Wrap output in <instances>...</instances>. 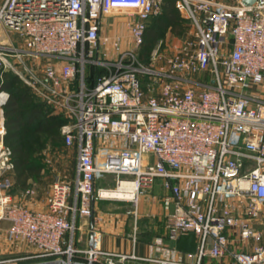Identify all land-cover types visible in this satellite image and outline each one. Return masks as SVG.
Returning <instances> with one entry per match:
<instances>
[{"label": "built area", "instance_id": "2783aa9c", "mask_svg": "<svg viewBox=\"0 0 264 264\" xmlns=\"http://www.w3.org/2000/svg\"><path fill=\"white\" fill-rule=\"evenodd\" d=\"M182 1L194 37L174 44L157 68L162 39L144 65L121 49L119 34L104 31L103 19L133 17L128 35L138 47L163 0H3L0 25L23 46L0 45V69L65 113L60 132L77 160L71 180L52 182L45 209L15 202L9 192L14 161L5 142L9 93L0 88V221L8 223L9 240L34 248L0 264L75 259V217L93 215L97 199L136 202L155 178L170 192L168 237H198L196 251L185 254L190 261L176 251L148 258L95 244L81 251L84 261L264 264L262 233L253 221L264 202V0ZM40 58L47 62L39 70ZM144 76L152 83L144 85ZM106 175L114 186L97 187Z\"/></svg>", "mask_w": 264, "mask_h": 264}, {"label": "crops", "instance_id": "0c3cea01", "mask_svg": "<svg viewBox=\"0 0 264 264\" xmlns=\"http://www.w3.org/2000/svg\"><path fill=\"white\" fill-rule=\"evenodd\" d=\"M2 2L3 0L0 5ZM6 71L8 70L0 69V88H2L1 84L3 83ZM28 87L36 97L41 99V96L39 97L32 87ZM260 93L264 97V84L260 88ZM40 101L50 108L52 114L60 115L63 119L67 120L65 113L59 110L58 107L53 104L50 105L46 100L42 101L41 99ZM61 138V144L64 145L62 135ZM46 146L57 147L49 143ZM74 151L73 171L75 175L77 160L75 148ZM52 173H54V169L41 161L40 171L35 175H31L24 184H20L17 181L18 176L14 167V170L10 174L12 187L9 189L13 200L30 209H45L47 198L51 192L52 182L57 178H61L60 175ZM47 177H50V182H48ZM43 180L48 184L43 186L41 184ZM96 186L113 187L114 180L112 175H106L98 179ZM169 194V190L163 185V180L155 178L149 186L143 187V192L139 194L136 202L110 198L93 201V215H77L75 217L72 244L74 248L80 250L76 256V260L84 261L85 257L81 251H86L95 244V246L103 251L133 253L138 257L148 258L166 257L171 255V251H176L175 257H180L184 261H190L185 254L196 251L198 237L194 232L185 233L176 239L168 237L167 219L173 208L172 204L167 201ZM4 222L5 224L2 225L0 223V254L11 256L33 252L34 248L25 242L11 241L7 238L5 231L8 223ZM93 236H95V243ZM67 237H70V234ZM133 264L155 263L151 261L138 263L135 261Z\"/></svg>", "mask_w": 264, "mask_h": 264}, {"label": "trees", "instance_id": "16d2710c", "mask_svg": "<svg viewBox=\"0 0 264 264\" xmlns=\"http://www.w3.org/2000/svg\"><path fill=\"white\" fill-rule=\"evenodd\" d=\"M174 1L163 0V17H158L155 24L146 27L144 45L148 46L158 40L166 27L177 22L179 13ZM1 87L9 93L4 105L5 142L12 150L17 181L24 184L31 175L37 174L41 169V148L48 143L52 146H60L62 143L60 126L66 120L60 115L52 114L50 108L42 103L17 75L6 71Z\"/></svg>", "mask_w": 264, "mask_h": 264}, {"label": "rangeland", "instance_id": "374dc122", "mask_svg": "<svg viewBox=\"0 0 264 264\" xmlns=\"http://www.w3.org/2000/svg\"><path fill=\"white\" fill-rule=\"evenodd\" d=\"M2 0H0L1 3ZM218 3L224 4V5H236L237 0H215ZM174 5L177 9V12L179 13V18L177 22L174 25H170L164 29L163 34L158 38L162 39L164 41L163 47H162V53L163 56L157 59L155 66L159 68L161 65H165V57H168L171 55L174 51L175 48L173 47L174 44H177L178 47H181V44L189 39H193L194 37V27L187 16L185 9L182 7V4L184 3L182 0H175ZM157 16V17H156ZM162 16V6L160 9L151 16L148 24H155V20L158 17ZM163 17V16H162ZM133 17H128L125 15L121 14H113L109 17H105L103 19V29L106 33L108 34H116L119 37H121V49L124 50H130L136 60L144 65H147L150 60H151V54L153 49L155 48L156 40L155 42L149 44L148 46L144 45L143 43L135 47V43L132 38L128 35V28L129 24H127L128 21H130ZM152 19V20H151ZM9 38V40H8ZM11 38V39H10ZM13 45L17 48H20L23 46L22 41L18 38L17 34L12 31L5 29L0 25V45L1 46H6V45ZM165 45V46H164ZM183 45V44H182ZM177 50V49H176ZM47 62V59L45 58H40L38 60V63L36 64L37 69H41L42 65H44ZM8 72L12 73L13 72L8 69ZM141 76V74H140ZM199 76H203L199 75ZM144 85L147 83H152L151 79H148L147 76L142 77ZM40 97V96H39ZM38 98V97H37ZM42 101L45 99L40 97ZM39 99V98H38ZM39 99V100H41ZM50 105H52L50 103ZM51 145V144H50ZM74 148L73 147H67L64 146L63 144H60V146H57L55 148H52L50 146H44V148H41L40 150V155H41V161L45 165H49V167H52L54 169V173L52 174H57L60 175L61 180H70L72 179L74 175L73 171V162H74ZM13 159V156H12ZM53 177V176H52ZM51 177V178H52ZM113 177V176H112ZM48 182H50V177H47ZM41 184L47 185L45 181L43 180ZM260 211L257 214V216L254 217V226L261 231L262 233V238L264 241V202L259 205ZM1 225L5 224L4 221H0ZM9 257V255L5 256L3 254H0V258H5ZM1 264H11V263H1ZM17 264V263H16ZM20 264V262H18Z\"/></svg>", "mask_w": 264, "mask_h": 264}, {"label": "water", "instance_id": "95a60500", "mask_svg": "<svg viewBox=\"0 0 264 264\" xmlns=\"http://www.w3.org/2000/svg\"><path fill=\"white\" fill-rule=\"evenodd\" d=\"M240 2L244 5H250L253 4L255 0H240ZM20 264H94V263L90 259H88L87 261H81L75 259L69 260L64 258H53V259L32 261V262H26Z\"/></svg>", "mask_w": 264, "mask_h": 264}, {"label": "bare ground", "instance_id": "6f19581e", "mask_svg": "<svg viewBox=\"0 0 264 264\" xmlns=\"http://www.w3.org/2000/svg\"><path fill=\"white\" fill-rule=\"evenodd\" d=\"M107 195H113L112 193L114 192H111V191H106Z\"/></svg>", "mask_w": 264, "mask_h": 264}]
</instances>
